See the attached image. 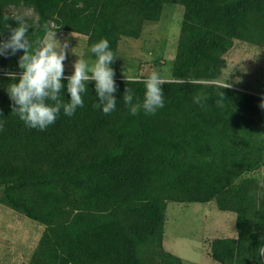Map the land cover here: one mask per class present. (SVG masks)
I'll return each instance as SVG.
<instances>
[{"label": "trees", "instance_id": "1", "mask_svg": "<svg viewBox=\"0 0 264 264\" xmlns=\"http://www.w3.org/2000/svg\"><path fill=\"white\" fill-rule=\"evenodd\" d=\"M167 3L183 5L184 18L154 115L133 116L123 101L127 86L143 100L147 76L127 85L115 73L113 112L94 107L86 82L84 106L41 131L12 113L11 80L0 76V203L45 227L28 264H184L164 247L171 203L236 215V236L207 244L215 264H264V108L221 82L236 41L264 47V0H0V39L17 26L12 8H25L33 49L45 24L87 37L89 49L107 38L115 71L121 40L140 39ZM22 55H0V73L19 75Z\"/></svg>", "mask_w": 264, "mask_h": 264}, {"label": "rangeland", "instance_id": "2", "mask_svg": "<svg viewBox=\"0 0 264 264\" xmlns=\"http://www.w3.org/2000/svg\"><path fill=\"white\" fill-rule=\"evenodd\" d=\"M12 12L33 16L25 8H12ZM183 18V5L165 4L161 19L146 24L140 39L121 40L115 73L138 78L156 70L165 79L172 78ZM55 38L58 45L68 43L64 76L74 72L73 64L79 57L94 63L87 37L59 32ZM226 59L228 67L221 82L264 99V48L236 41ZM235 224V214L221 212L214 204L171 203L164 247L184 264H215L207 244L216 237L236 236ZM44 230L38 222L0 203V264H28Z\"/></svg>", "mask_w": 264, "mask_h": 264}, {"label": "clouds", "instance_id": "3", "mask_svg": "<svg viewBox=\"0 0 264 264\" xmlns=\"http://www.w3.org/2000/svg\"><path fill=\"white\" fill-rule=\"evenodd\" d=\"M11 19L16 21L17 26L8 25L11 35L7 39H0V55L7 57L22 50L23 55L18 61L22 71L19 75L15 72H6L0 73V76L6 75L11 80L7 91L13 102L12 113H15L26 126L43 131L55 122L61 109L64 115L73 116L78 107L84 106L82 94L87 91L86 82L88 84L90 81L95 82V91L99 97L94 107L102 108L105 114L115 110L117 98L114 93L117 91V85L114 80L115 71L111 65L116 56L110 49L107 38H101L91 46L90 51L96 57L94 63L89 64L86 59L78 56L79 59L73 64L74 72L65 77L64 61L68 43L65 41L64 44L58 45L55 33L49 31L48 25L45 24V35L36 41V47L33 49L28 36L31 26L27 22V14L13 15ZM63 79H67V92L70 93V100L67 102L60 96L65 87L62 83ZM132 79L134 78L126 77L127 85L132 82ZM167 81H173V77L165 79L160 72L153 70L146 79L141 81L145 86L142 101L135 98L133 89L127 86L123 101L129 114L135 116L143 110L145 114L154 115L158 109L163 108L162 85ZM259 98L262 100L260 106L264 108V99ZM201 99V95H196L194 103H200ZM2 128L3 124L0 123V129ZM259 251L264 256V247H261Z\"/></svg>", "mask_w": 264, "mask_h": 264}]
</instances>
